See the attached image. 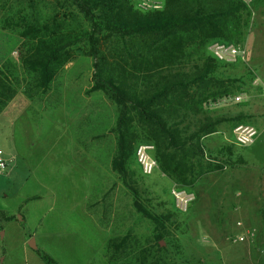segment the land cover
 <instances>
[{
    "label": "rangeland",
    "instance_id": "374dc122",
    "mask_svg": "<svg viewBox=\"0 0 264 264\" xmlns=\"http://www.w3.org/2000/svg\"><path fill=\"white\" fill-rule=\"evenodd\" d=\"M21 6L22 0H0V68L9 67L17 76L16 106L22 107L26 98L29 109L27 124L18 118L11 124L15 159L0 173V264H46L40 256L44 253L54 264H129L144 248L152 264H264V217L257 218L259 226L252 225L248 212L247 193L255 178L239 162L243 158L264 165V132L253 126L252 145L231 143L237 124H264V0L248 4V25L233 40L245 46L246 61L220 64L217 71L228 94L243 93L248 101L213 110L203 104L201 114L189 117L190 126L209 116L226 118L217 126L229 141L222 151H210L202 142L205 160L223 168L187 186L194 199L186 212H179L170 195L173 181L159 168L143 175L135 159L130 163L143 209L167 217L157 245L154 222L136 210L132 194L111 169L117 108L101 91H91L93 59L77 51L48 90L30 99L24 94L23 40L2 23L6 12ZM239 113L246 115L244 122L228 119ZM2 122L0 138L6 136ZM152 152L154 156V146ZM16 214L23 217L22 225ZM30 236L39 251L27 246ZM121 237H127V251L110 260L105 244Z\"/></svg>",
    "mask_w": 264,
    "mask_h": 264
},
{
    "label": "trees",
    "instance_id": "16d2710c",
    "mask_svg": "<svg viewBox=\"0 0 264 264\" xmlns=\"http://www.w3.org/2000/svg\"><path fill=\"white\" fill-rule=\"evenodd\" d=\"M160 2L158 8L142 10L135 0H22L2 22L23 40L19 63L26 75L27 98L48 90L77 51L93 59L91 91H101L117 108L111 169L132 194L136 210L154 222L156 245L164 236L167 217L147 214L138 201L130 167L135 147L152 144L160 171L186 187L223 168L205 160L201 139L226 118L209 116L190 126L189 117L201 114L207 100L228 92L217 74L221 63L210 55L208 45L215 40L235 43L251 15L240 0ZM15 84L17 76L1 67L0 107L16 94ZM246 118L242 113L228 117L234 123ZM104 251L110 260L122 257L127 237L109 239ZM149 255L141 249L129 264H152ZM40 256L54 264L48 254Z\"/></svg>",
    "mask_w": 264,
    "mask_h": 264
},
{
    "label": "built area",
    "instance_id": "2783aa9c",
    "mask_svg": "<svg viewBox=\"0 0 264 264\" xmlns=\"http://www.w3.org/2000/svg\"><path fill=\"white\" fill-rule=\"evenodd\" d=\"M245 4H249L252 0H240ZM136 6L139 9L146 10L149 8L160 7V0L151 3V0H135ZM208 51L215 61L221 64L232 65L243 63L246 61L247 52L244 45L240 43H230L220 40H215L208 45ZM264 95V89H262ZM248 101V97L243 93L225 94L220 97L209 99L204 103L208 110L217 109L219 107L229 106ZM233 141L231 143L237 147H246L254 143L256 137V129L249 124H237L233 130ZM153 146L149 144H138L135 147L134 156L143 175H150L155 169L158 168L157 161L153 156ZM15 159L11 156L10 159L3 158V152L0 149V173H2L10 163ZM173 206L179 212H186L189 205L194 199L193 192L186 186L172 183L170 189Z\"/></svg>",
    "mask_w": 264,
    "mask_h": 264
},
{
    "label": "crops",
    "instance_id": "0c3cea01",
    "mask_svg": "<svg viewBox=\"0 0 264 264\" xmlns=\"http://www.w3.org/2000/svg\"><path fill=\"white\" fill-rule=\"evenodd\" d=\"M67 66V65H66ZM36 97V96H35ZM32 97V98H35ZM30 99V98H28ZM17 97H13L9 102L8 105L0 112V122L1 120H4L3 122H6V136H2L0 138V149L3 152V158L4 159H10L11 156H15L14 152V145L11 140V124L14 123L15 119H22L23 124H27L28 121L26 119V113L29 110L26 106V98H23V106L19 107L16 106L17 103ZM41 110V109H40ZM40 113V112H39ZM2 122V123H3ZM252 126H254L256 129L261 130L264 132V124H258L252 123ZM205 146L210 151L214 150H220L222 151L223 147L228 141L225 134L222 132L221 129L216 128V131L204 138L202 140ZM242 165H246L251 169L252 172V178L254 179L255 184H252V187L250 190H248L247 193V201L248 206L250 207L248 211L249 212V221L252 223V225L259 226V222L257 218L259 216L264 217V165H255V164H249L247 161H245L243 158L239 160ZM262 174V175H261ZM251 175V174H249ZM259 175L262 176V178H259ZM264 227V225H262Z\"/></svg>",
    "mask_w": 264,
    "mask_h": 264
},
{
    "label": "water",
    "instance_id": "95a60500",
    "mask_svg": "<svg viewBox=\"0 0 264 264\" xmlns=\"http://www.w3.org/2000/svg\"><path fill=\"white\" fill-rule=\"evenodd\" d=\"M15 219L17 220V222L22 225L24 223V219L23 217L20 215V214H16L15 215ZM3 235H4V231L0 230V238L2 239L3 238ZM27 246L32 249V250H35L37 251L38 250V247L35 243V239L34 237H30L28 240H27Z\"/></svg>",
    "mask_w": 264,
    "mask_h": 264
},
{
    "label": "flooded vegetation",
    "instance_id": "af4514ba",
    "mask_svg": "<svg viewBox=\"0 0 264 264\" xmlns=\"http://www.w3.org/2000/svg\"><path fill=\"white\" fill-rule=\"evenodd\" d=\"M30 237H31V236H30ZM30 237H29V238H30ZM37 251H39V250H37Z\"/></svg>",
    "mask_w": 264,
    "mask_h": 264
}]
</instances>
